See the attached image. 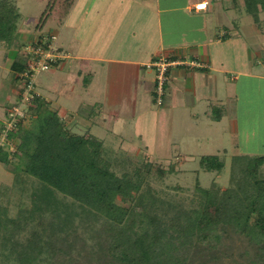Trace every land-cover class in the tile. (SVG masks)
Masks as SVG:
<instances>
[{
	"label": "rangeland",
	"instance_id": "rangeland-1",
	"mask_svg": "<svg viewBox=\"0 0 264 264\" xmlns=\"http://www.w3.org/2000/svg\"><path fill=\"white\" fill-rule=\"evenodd\" d=\"M9 2L17 8L20 15L17 30L13 35L15 43L0 42V128L8 121L11 108L20 98L21 84L15 79L18 77L16 72L10 68L13 61L21 62L23 71L29 60L27 47L37 43L41 35L49 37L51 31L60 32L58 44L65 52L62 48V29L57 24H48L43 30L36 29L38 17L48 9V2L8 0ZM261 17L262 21L257 23L245 12L241 18L238 16L247 47L226 50V54L233 56L229 61H224L231 71L226 75H218L216 79L220 84H217L214 108L206 105L205 98L197 103V108L193 111L198 117L190 120L192 111L177 107L173 121L172 143L169 138L166 143L160 141V126L155 127L148 115L143 117L148 133L142 140L137 134L135 124L127 120L123 122L125 124L118 126L120 130L115 129L117 137L113 135L112 129L105 125L95 126L93 129L97 136L105 139V158L111 162L112 170L119 176L133 167L147 165L142 193L146 195L150 190L156 197L154 209L162 213L160 216L166 221L175 222V218L180 215L179 212H182L180 221L175 222L177 226L170 228L167 235V241L171 238L174 244L173 251H169L168 246L162 254L172 264H250L254 257V247L249 240L233 228L220 227L216 231L219 239L212 237L207 244L197 241L196 238L188 243V232L183 229H186L185 216L199 208L205 199L201 189L222 193L230 188H236V181L242 179L244 175L242 170L245 169V163H251L256 158L264 156V13ZM237 55L242 56L241 59H236ZM58 64L37 76L36 93H42L41 97L50 104L53 111L58 112L66 128L84 134L87 122L83 121V115L90 118L92 110L97 113L100 108L98 104H94L97 93L92 100L82 94L81 102L70 96L68 76L59 72V68H56ZM237 70L242 73L239 74ZM166 89L168 90V87ZM167 97L169 95H166L165 99ZM33 107L31 103L26 109L23 108V113L26 114L23 119L25 125L28 124L30 109ZM72 111L78 113L77 118L71 117L75 115L70 113ZM221 111L225 116L220 121L217 115ZM158 146L162 147L165 155L157 152ZM15 147L10 143L6 149L12 155L16 151ZM147 147H151L153 151ZM204 156L220 157L225 164L223 171L217 173L201 170L200 160ZM13 162L8 165L0 161V264H54L56 258L48 252V245L45 242L57 240V246L61 247L68 243L63 239V235L52 237L49 230H45L44 233L38 225L39 215L36 212L31 216L28 211L33 205L31 195L39 191L41 183L21 173L26 179L21 184L15 174V165L18 162ZM172 163L176 165L177 172L167 173L162 177L158 169L168 170ZM257 175L264 178V165L258 167ZM59 197L63 199L62 195ZM147 198L150 200L148 196ZM66 201L68 204L72 202L70 199ZM21 214L29 217L22 218ZM13 219L16 220V226L11 222ZM89 222L92 225L95 223L93 219ZM75 224L79 234L87 239L88 257L86 261L83 260L80 253L79 245L82 244V238H79L78 242L74 241L72 251L74 257L80 258L82 263L97 264L96 245L100 237L96 240L95 237H91L94 233L88 234L89 231L84 229L85 223ZM39 233L41 238L38 239V249L42 247L43 252L36 255L34 252L38 249L31 251L30 247L35 248L33 242H37L36 237ZM25 252L26 254L32 252L39 257L29 262L23 257ZM89 259L91 263L88 262Z\"/></svg>",
	"mask_w": 264,
	"mask_h": 264
},
{
	"label": "trees",
	"instance_id": "trees-1",
	"mask_svg": "<svg viewBox=\"0 0 264 264\" xmlns=\"http://www.w3.org/2000/svg\"><path fill=\"white\" fill-rule=\"evenodd\" d=\"M244 2L247 14L257 23L261 22L264 0ZM19 15L8 0L0 2V42L15 43L13 35ZM42 38L44 35L39 40ZM12 69L20 73L23 64L15 61ZM33 106L28 124L21 120L9 132V142L16 146V151L11 155L8 149L1 148L0 161L8 165L18 162L15 174L21 184L26 180L21 173L41 183L39 191L31 195L33 205L28 211L31 216L35 212L39 215L38 225L44 233L49 230L52 237L63 235L68 243L61 247L57 246V240L45 242L48 252L56 258L54 264H86L72 252L74 241L82 238L80 253L83 260L88 257L87 239L75 228L76 222L85 223L84 229L89 235L94 233L91 237L95 240L100 237L96 245L97 264H172L162 254L168 246L169 251H173L174 244L171 238L167 241V235L170 228L177 226L175 222L180 221L182 212L175 222L166 221L160 216L162 213L154 209L156 197L150 190L146 195L142 193L147 165L133 167L119 176L105 158V141L89 131L78 134L66 128L58 112L53 111L43 97L36 98ZM3 127L4 123L0 134ZM249 163H245L244 175L236 181V188L222 193L201 189L205 199L199 208L185 216L183 231L188 232V243L196 238L207 244L212 237L219 239L216 231L220 227L233 228L254 247L250 264H264V178L257 175L258 167L264 165V156ZM200 167L207 172L221 173L225 164L218 156H204ZM158 172L162 177L175 173L176 165L172 163L168 170L162 168ZM66 199L72 202L68 204ZM15 219L11 222L16 226ZM39 238L41 233L36 237L37 242H33L35 248L30 247L31 251L38 249ZM38 252H43V248L34 254ZM34 254L25 252L23 257L32 262L39 257ZM88 262L91 263V259Z\"/></svg>",
	"mask_w": 264,
	"mask_h": 264
},
{
	"label": "crops",
	"instance_id": "crops-1",
	"mask_svg": "<svg viewBox=\"0 0 264 264\" xmlns=\"http://www.w3.org/2000/svg\"><path fill=\"white\" fill-rule=\"evenodd\" d=\"M43 1L48 2V9L38 17L36 29L48 24L62 29L67 58L56 68L68 76L70 96L81 102L82 94L92 100L97 93L94 104L100 108L97 113L92 110L94 119L85 115L82 119L87 122L85 131L103 141L93 132L95 126L105 125L117 137L115 129L120 130L118 126L126 120L135 124L142 140L148 133L143 117L148 115L155 127L160 126V141L166 143L169 138L172 143L177 107L191 110L190 120L198 117L193 111L205 98L206 105L213 107L216 79L231 71L224 61L233 56L226 50L247 47L240 24L242 13H247L244 0ZM200 3H207V8L197 10ZM50 33L59 40L60 32ZM160 59L203 65L171 67L161 105L157 103L156 69L148 67ZM222 114L217 115L220 121ZM157 152L165 155L160 146Z\"/></svg>",
	"mask_w": 264,
	"mask_h": 264
},
{
	"label": "built area",
	"instance_id": "built-area-1",
	"mask_svg": "<svg viewBox=\"0 0 264 264\" xmlns=\"http://www.w3.org/2000/svg\"><path fill=\"white\" fill-rule=\"evenodd\" d=\"M195 8L197 10H204L207 8V3L197 4ZM26 53L29 55V60L27 61L24 70L18 73L17 77L21 84L20 98L18 103L11 108L8 115V121L4 123L3 130L0 134V149L6 148V146L10 145L8 139L9 132L26 117V114L23 113V108L25 107L24 109H26L36 98L41 97L40 93H36L37 76L44 71L50 70L53 65H56L67 58V55L58 45V36L52 33L49 37L45 36L38 40L37 43L27 47ZM180 65L203 67L200 62L188 63L186 60L169 61L166 59H160L148 65L149 68H155L157 72L156 93L157 103L159 105L163 103L165 84L168 80L169 69Z\"/></svg>",
	"mask_w": 264,
	"mask_h": 264
}]
</instances>
